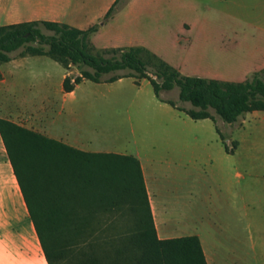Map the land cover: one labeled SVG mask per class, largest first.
I'll return each instance as SVG.
<instances>
[{"label":"rangeland","instance_id":"obj_1","mask_svg":"<svg viewBox=\"0 0 264 264\" xmlns=\"http://www.w3.org/2000/svg\"><path fill=\"white\" fill-rule=\"evenodd\" d=\"M95 23L102 31L85 39V50L93 55L119 57L105 50L140 46L145 48L140 56L149 66L162 60L183 75L220 81L244 82L264 70V0H118L110 15ZM18 52L14 57L21 56ZM5 68L0 64L1 70ZM61 69L48 56L27 55L20 85L32 94L44 84L51 100L60 105ZM75 94L77 102L112 104L102 110L107 112L104 118L95 119L111 130L107 140L111 144L123 142L114 133L118 127L138 138L155 131L153 103L158 97L146 80L139 84L129 78L85 80ZM160 96L177 99L178 88ZM137 103H142L140 112ZM187 118L189 133L200 136L189 138V149L200 159L189 181L201 194L195 206L202 212L204 233L209 234L211 264H264V111L247 112L231 124L219 117ZM225 144L233 151L227 152ZM0 195L21 198L18 182L0 190ZM191 202L188 195V208ZM80 215L86 218L83 234L66 248L58 264L87 258L112 261L122 248L120 239L137 225L135 206L128 200L112 209L90 205Z\"/></svg>","mask_w":264,"mask_h":264},{"label":"trees","instance_id":"obj_2","mask_svg":"<svg viewBox=\"0 0 264 264\" xmlns=\"http://www.w3.org/2000/svg\"><path fill=\"white\" fill-rule=\"evenodd\" d=\"M96 30L95 25L78 29L47 20L0 24V64L19 51L21 56H48L69 71L75 66L79 73L63 78L65 92L83 80L147 79L160 100L193 120L219 117L231 124L247 112L264 110V70L244 82L188 76L162 60L149 66L140 56L145 51L140 46L105 50L119 53V57L105 58L85 50L86 37ZM106 74L111 75L103 78ZM174 87L178 88L177 99L160 96ZM0 136L47 264H58L66 248L77 243L86 227V218L80 214L90 205L112 209L127 200L135 206L137 225L133 233L120 239L122 248L114 252L115 259L103 263L87 258L76 264H207L196 235L157 237L135 156L82 151L4 118H0ZM225 150L233 151L226 144Z\"/></svg>","mask_w":264,"mask_h":264},{"label":"crops","instance_id":"obj_3","mask_svg":"<svg viewBox=\"0 0 264 264\" xmlns=\"http://www.w3.org/2000/svg\"><path fill=\"white\" fill-rule=\"evenodd\" d=\"M115 1L0 0V24L47 20L87 29L95 25ZM127 12H131V8ZM98 25L101 26L99 23ZM102 29L98 28L93 33L101 32ZM25 59L27 55L13 57L5 62L4 70L0 69V118L82 151L135 156L142 170L157 237L170 239L196 235L207 264H211L213 256L209 247V234L204 233L203 215L195 206L201 194L195 182L189 181L200 160L195 151L189 149L190 137L194 140L200 139L199 135L189 133V116L158 98L153 103V133L138 138L132 132L130 134L126 129L118 127L114 133L123 142L111 144L107 141L111 130L100 122L97 124L95 119L104 118L107 112L102 110L112 104L77 102L75 91L85 80L72 91L65 92L62 81L68 74L63 66L60 75V105L51 100L44 84L37 92L28 94L20 85L24 76L21 68ZM125 78L131 79L135 84H139L140 80L149 82L147 79L137 81L133 77L117 80ZM137 104L139 106L136 109L140 112L142 103ZM55 109L57 117L52 113ZM206 120L210 119L196 121ZM14 180L16 178L0 136V190L13 186ZM188 195L192 198L189 208L186 203ZM0 264H47L23 196L20 198L0 195Z\"/></svg>","mask_w":264,"mask_h":264},{"label":"water","instance_id":"obj_4","mask_svg":"<svg viewBox=\"0 0 264 264\" xmlns=\"http://www.w3.org/2000/svg\"><path fill=\"white\" fill-rule=\"evenodd\" d=\"M70 73H72V74H78L79 71H78L75 67H72V68L70 69Z\"/></svg>","mask_w":264,"mask_h":264}]
</instances>
